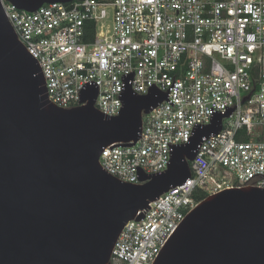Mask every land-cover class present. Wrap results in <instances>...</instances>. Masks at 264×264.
Here are the masks:
<instances>
[{
	"label": "built area",
	"instance_id": "obj_1",
	"mask_svg": "<svg viewBox=\"0 0 264 264\" xmlns=\"http://www.w3.org/2000/svg\"><path fill=\"white\" fill-rule=\"evenodd\" d=\"M0 2L57 107L86 103L79 92L93 81L95 108L115 116L121 76L132 71L135 93L147 94L153 83L169 92L170 103L142 113L134 145L110 143L99 153L102 169L117 179L143 183L137 166L164 171L170 145L188 142L196 123L232 109L189 161L187 180L125 223L109 264H152L200 193L264 188V0H73L33 12Z\"/></svg>",
	"mask_w": 264,
	"mask_h": 264
},
{
	"label": "water",
	"instance_id": "obj_2",
	"mask_svg": "<svg viewBox=\"0 0 264 264\" xmlns=\"http://www.w3.org/2000/svg\"><path fill=\"white\" fill-rule=\"evenodd\" d=\"M7 1L33 12L73 0ZM132 74L121 76L115 116L95 108L93 81L79 92L86 103L57 107L0 2V264H109L125 223L141 219L151 201L187 180L198 147L232 111L214 112L208 124H195L188 142L170 145L164 171L146 174L137 166L143 183L124 182L102 169L99 153L110 143H117L110 149L134 145L142 113L169 96L154 83L147 94L135 93ZM152 264H264V188L207 195Z\"/></svg>",
	"mask_w": 264,
	"mask_h": 264
},
{
	"label": "trees",
	"instance_id": "obj_3",
	"mask_svg": "<svg viewBox=\"0 0 264 264\" xmlns=\"http://www.w3.org/2000/svg\"><path fill=\"white\" fill-rule=\"evenodd\" d=\"M206 196H207V195H206L205 193H200V194L198 195V198H199V200H202V199H204Z\"/></svg>",
	"mask_w": 264,
	"mask_h": 264
}]
</instances>
